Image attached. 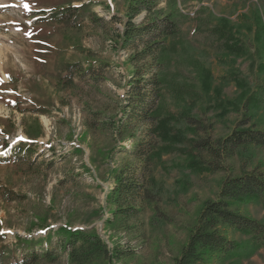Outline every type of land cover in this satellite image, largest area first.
<instances>
[{
	"label": "rangeland",
	"instance_id": "rangeland-1",
	"mask_svg": "<svg viewBox=\"0 0 264 264\" xmlns=\"http://www.w3.org/2000/svg\"><path fill=\"white\" fill-rule=\"evenodd\" d=\"M155 1L135 23L171 14L179 26L160 54L166 61L162 125L148 186L156 202L137 219L113 221V170L138 165L120 149H130L144 131L132 124L120 138L113 128L135 97L132 51L122 49L118 38L129 0H0L2 264L21 257L22 239L51 234V246L35 249H57L62 227L93 229L110 250H132L95 264H173L202 204L217 198L222 182L264 171V149L252 145L238 148L217 172L191 155L197 121L212 125L214 138L247 119L242 129L264 132V0ZM85 3L102 20L87 14L64 23L53 17ZM17 148L26 151L18 155ZM236 206L264 224V199ZM228 236L236 248L206 264H264V243L236 231ZM52 256L34 264H68L67 255L53 250Z\"/></svg>",
	"mask_w": 264,
	"mask_h": 264
},
{
	"label": "trees",
	"instance_id": "trees-1",
	"mask_svg": "<svg viewBox=\"0 0 264 264\" xmlns=\"http://www.w3.org/2000/svg\"><path fill=\"white\" fill-rule=\"evenodd\" d=\"M156 5L155 0H129L123 30L118 35L122 49L132 51L130 64L133 66L132 79L129 81L132 94L128 109L123 117L113 125L116 134L123 138L131 132L132 124L143 127L141 136L134 140L130 149L122 150L135 159L138 165L124 163L113 170L114 185L110 190V215L113 221H129L137 219L149 203L156 202L148 189L151 176L152 160L159 146V129L162 125L159 103L162 98L164 79L162 73L166 61L160 57L165 39L179 33L178 22L171 14L150 21L145 19L141 25L135 20L143 12H151ZM90 5L70 6L62 9L57 15L60 22L75 23L89 14L93 21L102 20L95 13H90ZM113 17L112 19H116ZM143 62L144 64H140ZM149 62V64H147ZM72 67L71 65L68 67ZM95 70L90 65L87 72ZM250 120H244L226 137L214 138L212 125L195 123L197 138L193 141L191 155L194 160L206 165L213 172L221 171L224 162L228 161L235 151L243 146L252 145L264 149V132L255 129H242ZM131 137H135L132 134ZM26 149H15L20 154ZM33 152L30 153L32 155ZM264 199V171H255L244 176L226 178L221 185L218 196L214 200H206L199 211L196 224L191 229L188 242L180 256L173 264H206L208 257L225 256L236 248L229 238L230 231L251 234L264 243V224L243 214L236 204L250 198ZM57 249L49 248L39 253L35 248L43 244L51 246L54 235L48 234L38 241L22 239L19 245L21 257H14L9 264H34L42 259H54L53 250L67 255L68 264H95L103 258L120 260L132 250L121 247L109 249L102 237L93 229H71L62 227L55 234ZM20 240V239H19ZM6 252H0V264Z\"/></svg>",
	"mask_w": 264,
	"mask_h": 264
},
{
	"label": "snow or ice",
	"instance_id": "snow-or-ice-1",
	"mask_svg": "<svg viewBox=\"0 0 264 264\" xmlns=\"http://www.w3.org/2000/svg\"><path fill=\"white\" fill-rule=\"evenodd\" d=\"M25 7L28 8L29 6L26 4Z\"/></svg>",
	"mask_w": 264,
	"mask_h": 264
}]
</instances>
